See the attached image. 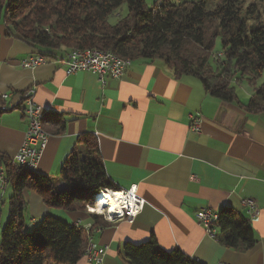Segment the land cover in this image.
<instances>
[{"label":"crops","instance_id":"obj_1","mask_svg":"<svg viewBox=\"0 0 264 264\" xmlns=\"http://www.w3.org/2000/svg\"><path fill=\"white\" fill-rule=\"evenodd\" d=\"M42 53L46 63L21 66L22 60ZM66 54L40 53L0 26V94L9 95L7 104L14 109L0 115V155L15 164L27 131L21 106L29 91L42 109L48 134L36 173L57 179L66 158L74 150L84 151L80 138L95 140L111 184L105 190L136 186L145 202L133 223H109L90 233L96 245L107 246L101 264H128L124 245L150 237L164 251L178 249L203 264H264V112L246 113L237 96L230 104L210 97L196 78H176L160 60L133 61L119 79L101 85L90 72L66 75L60 62ZM194 118L200 121L198 133L190 130ZM4 169L0 163V234L8 215ZM22 196L28 229L47 215L91 225V204L87 212L67 213L47 207L34 190ZM249 199L259 208L255 218L244 204ZM223 207L248 219L256 238L251 249L222 246L196 218L201 210L217 214ZM86 259L77 264H90Z\"/></svg>","mask_w":264,"mask_h":264},{"label":"trees","instance_id":"obj_2","mask_svg":"<svg viewBox=\"0 0 264 264\" xmlns=\"http://www.w3.org/2000/svg\"><path fill=\"white\" fill-rule=\"evenodd\" d=\"M262 3L214 0L208 9L209 0H163L147 9L144 0H0V26L40 53L96 49L132 62L160 60L176 78H196L206 94L230 104L236 101L234 81L254 83L264 70V20L258 7ZM122 5L127 14L110 25L108 17ZM217 38L220 52L214 53ZM238 105L248 114L264 112V81ZM80 141L84 151L74 150L66 158L57 179L0 155L11 190L0 234V264H77L84 258V230L50 215L28 229L22 196L34 190L47 207L67 213L81 214L86 205L93 207V194L108 191L111 184L95 140L84 135ZM90 219V233L110 226L95 214ZM214 227L219 232L214 240L228 249L247 251L256 243L248 219L229 207L217 212ZM124 259L128 264H203L178 249L164 251L153 237L139 245L126 243Z\"/></svg>","mask_w":264,"mask_h":264},{"label":"built area","instance_id":"obj_3","mask_svg":"<svg viewBox=\"0 0 264 264\" xmlns=\"http://www.w3.org/2000/svg\"><path fill=\"white\" fill-rule=\"evenodd\" d=\"M47 62V58L43 54L31 55L21 61L23 68H34ZM65 66L66 75L76 72H90L97 76L101 85H104L106 79H119L129 67H117L116 62L111 59L97 58L96 55L90 57H75L73 55H65L60 61ZM33 93L29 91L23 96L24 102L21 106L22 116L27 122V131L24 141L15 155L14 162L17 165L25 168H30L36 171L42 154L46 148L48 137H44L38 133L37 129V112L41 111V107L33 102ZM9 95L7 93L0 94V113H5L6 109H13L10 104H7ZM14 110V109H13ZM191 131L198 133L200 131V121L194 118L191 123ZM2 188L4 182L2 181ZM119 194L126 208V223H133L136 217L142 212L145 202L138 195L136 186H132L127 190L116 191ZM248 215L250 218H255L259 208L253 200H245ZM87 212V205L85 206ZM197 220L204 226L207 233L211 236L215 232L214 212L201 210L196 214ZM79 220L71 223L78 228ZM107 253V246L96 245L93 242L92 255L87 257L90 264H101L103 257Z\"/></svg>","mask_w":264,"mask_h":264},{"label":"bare ground","instance_id":"obj_4","mask_svg":"<svg viewBox=\"0 0 264 264\" xmlns=\"http://www.w3.org/2000/svg\"><path fill=\"white\" fill-rule=\"evenodd\" d=\"M66 55H73L75 57H90L96 55L97 58L101 59H111L113 62H116L117 67H130L132 61L129 59H122L119 56L107 52V51H99L96 49L93 50H72L67 52ZM12 111V109H6L5 112ZM37 129L38 133L44 137H48V134L42 128V111L37 112ZM30 169V168H28ZM34 171L33 169H30ZM2 176V175H1ZM2 181L4 182V186L7 184L2 176ZM92 203L94 207V214L100 216L105 222L108 224H117L126 220V208L121 200L119 194L116 191H102L94 196H92ZM214 218L217 219V214L214 213ZM71 225V224H70ZM78 228H82L87 235V243L85 248V257L92 255L93 248V238L90 235L91 225L90 224H81L78 223ZM215 232H212L211 236Z\"/></svg>","mask_w":264,"mask_h":264},{"label":"rangeland","instance_id":"obj_5","mask_svg":"<svg viewBox=\"0 0 264 264\" xmlns=\"http://www.w3.org/2000/svg\"><path fill=\"white\" fill-rule=\"evenodd\" d=\"M163 0H144L145 8L150 9L154 4L161 5ZM170 3L176 4L178 2H189L191 0H167ZM214 0H209V5L208 9H211V2ZM251 1V0H250ZM259 13L261 15V18L264 20V3L259 4ZM127 14V9L125 5H122L118 10H116L111 16L108 17V23L110 25L115 24L116 22L120 21L125 17ZM215 48H214V53L220 52V40L217 38L215 40ZM236 81V80H235ZM234 81V87H235V93L237 98L242 102H247V100L254 94L255 88H257L262 82L264 81V70L262 71L261 76L254 81V83H250L245 79L239 80V81ZM6 194H5V201L6 203L3 206V209H5V212L7 213L8 208H7V200H8V195L10 196L11 190H10V185L6 187ZM8 215L6 216L7 219ZM5 219V221H6ZM4 221V222H5ZM27 224V221H25Z\"/></svg>","mask_w":264,"mask_h":264},{"label":"water","instance_id":"obj_6","mask_svg":"<svg viewBox=\"0 0 264 264\" xmlns=\"http://www.w3.org/2000/svg\"><path fill=\"white\" fill-rule=\"evenodd\" d=\"M97 194V193H96ZM93 195H95V194H93Z\"/></svg>","mask_w":264,"mask_h":264}]
</instances>
